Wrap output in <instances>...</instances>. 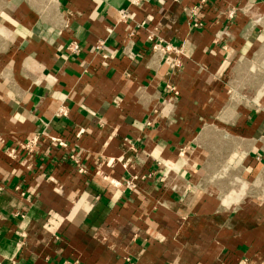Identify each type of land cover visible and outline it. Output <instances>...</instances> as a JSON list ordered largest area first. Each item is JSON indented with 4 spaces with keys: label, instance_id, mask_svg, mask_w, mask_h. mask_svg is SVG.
Returning a JSON list of instances; mask_svg holds the SVG:
<instances>
[{
    "label": "crops",
    "instance_id": "0c3cea01",
    "mask_svg": "<svg viewBox=\"0 0 264 264\" xmlns=\"http://www.w3.org/2000/svg\"><path fill=\"white\" fill-rule=\"evenodd\" d=\"M195 3L0 0V264H264V0Z\"/></svg>",
    "mask_w": 264,
    "mask_h": 264
},
{
    "label": "built area",
    "instance_id": "2783aa9c",
    "mask_svg": "<svg viewBox=\"0 0 264 264\" xmlns=\"http://www.w3.org/2000/svg\"><path fill=\"white\" fill-rule=\"evenodd\" d=\"M144 0H126L127 7H132V8H140L143 4ZM210 3V0H196V3L188 8H184V13L187 16L188 19H190L193 23L194 27H200L201 23H199L198 20V15L202 9H204L208 4ZM119 18L121 22H126L129 17H128V11L127 9L119 10L118 11ZM234 14V11L229 12V17L232 18ZM148 41L150 42V49L152 53H176V50L170 46L169 44H164L162 40H154L153 36H148ZM68 52H71L73 54H76L79 52V47L76 43L72 42L66 47ZM57 117H67V111L65 108H59L57 110ZM49 140L50 145L53 147H58L63 150H68L67 149V144L60 139L56 138H51L49 137L46 132L43 130L39 133L34 134L32 137L27 139L26 141L20 143L18 145V148L25 152L28 156L33 155L36 153V149L41 145L43 140ZM9 157L15 158L14 156V150H11L9 153ZM64 157L72 161L75 165V170L78 174L80 175H86L87 171L84 165L81 163V159L79 156L75 154H69L68 152L64 153ZM128 189H132L133 185L129 182L127 184ZM16 191H21L20 188H15ZM20 196H23V192L20 193ZM17 216L23 217L21 214H16ZM11 264H14L13 261H11Z\"/></svg>",
    "mask_w": 264,
    "mask_h": 264
}]
</instances>
